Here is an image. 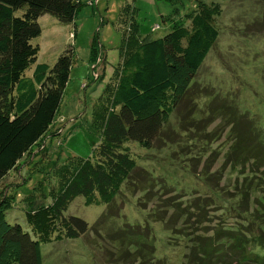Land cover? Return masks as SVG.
Masks as SVG:
<instances>
[{
	"label": "trees",
	"instance_id": "obj_1",
	"mask_svg": "<svg viewBox=\"0 0 264 264\" xmlns=\"http://www.w3.org/2000/svg\"><path fill=\"white\" fill-rule=\"evenodd\" d=\"M163 1L170 4L183 2ZM194 1L193 8L181 16L175 7L163 16L162 20H170L169 29L161 37L152 39L138 33L135 0H125L119 4L117 19L126 31L121 32L117 61L100 95L91 105L90 124L98 133V142L86 158L68 156L51 164L47 171L48 184L55 176L56 187L52 188V184H49L47 203L42 200L41 182L33 184L22 195V201L29 208L23 210L29 228L17 222H7L5 213L11 206L5 209L0 207V255L9 247V252L14 250L13 260L4 264H40V243L87 235L89 226L84 219L63 214L76 196H81L85 205H105L90 231L91 235L113 248L108 251L104 246L106 253L108 251L107 263L164 264L162 259L154 257L153 237L146 223H123L106 230L104 235L101 231L107 218L117 216L113 203L119 194V186L137 168L126 143L134 142L148 149L169 138L163 128L167 117L186 98L193 83V74L217 39L218 30L213 16L218 9L200 0ZM88 2L91 3V0ZM82 5L81 0H0V181L10 171L19 170L22 158L33 147L41 142L40 149L46 153V139L51 140L60 134L59 128L52 133L51 127L69 79L75 52L73 46L67 45L52 64L36 63L31 74L25 75L24 71L35 61L38 51V46L31 44V40L40 33L37 18L49 14L60 23L73 24ZM96 47L95 32L89 41L90 61L97 54ZM194 95L192 93L191 97L195 98L198 94ZM184 108L187 110L186 106ZM182 114L181 110L179 116ZM246 114L242 112L235 117H227L230 120L227 134L231 149L225 154L223 165L239 164L246 159L252 160V166L255 161L261 170L255 186L262 191L263 128L257 123L259 130L249 127ZM46 156L37 158L34 161L37 162L36 168L20 176V180L26 182ZM255 170L247 174L249 178L255 175ZM239 173L244 174L243 171ZM245 178L243 176V180ZM23 180L19 185L25 184ZM147 181L141 176L137 177L140 190L150 183V180ZM251 183L249 179L247 185L238 191L241 202L236 204V208L233 207L234 211L245 213L252 209L246 203L249 197L247 189L252 191ZM135 187L129 190L133 192ZM33 192L42 201L37 206L31 197ZM7 196L10 194H0V206L9 204ZM256 203L261 205L263 212L253 208L249 214L252 220L260 221L259 228L263 229L264 198ZM151 219L170 231L168 238L181 234L169 219L157 214ZM187 240L188 248L182 264H264L262 251L254 250L249 245L251 240H246L230 228H213L206 236H189ZM85 242L90 247H95L97 243L95 240Z\"/></svg>",
	"mask_w": 264,
	"mask_h": 264
},
{
	"label": "rangeland",
	"instance_id": "obj_2",
	"mask_svg": "<svg viewBox=\"0 0 264 264\" xmlns=\"http://www.w3.org/2000/svg\"><path fill=\"white\" fill-rule=\"evenodd\" d=\"M81 1L83 5L73 24L60 23L49 14L40 15L37 18L40 33L31 40L32 45L38 46V51L35 61L24 71L27 76L36 63L52 64L67 45L73 46L75 55L51 127L52 133L59 128L60 134L51 140L46 139L47 156L40 149V142L22 158L19 170L10 171L0 181V194H10L7 196L9 204L0 206L3 209L11 206L6 210L5 220L20 223L24 228H29L23 213L28 205L22 201V195L33 184L41 182L42 200L47 203L49 184L56 187L55 176L48 184L47 171L51 164L68 156L86 158L97 144L98 133L90 124L91 105L100 95L117 61L121 32L126 31L117 19L118 6L125 0ZM200 1L218 9L213 16L217 39L193 74L186 98L167 117L163 128L169 138L148 149L134 142L126 143L137 168L119 186L120 195L115 196L113 203L117 216L107 218L101 231L104 235L106 230L123 223H146L153 237L154 257L162 259L164 264H182L188 237L206 236L218 227L230 228L246 240L248 238L252 242L249 245L264 255V228L260 229V221L252 220L249 214L253 208L263 212L261 205L256 203L264 198V189L261 191L255 186L260 167L255 161L251 166L252 160L246 159L239 164L223 165L224 156L231 149L227 134L230 120L227 117L246 112L249 127L258 129L260 125L264 139V0ZM194 3V0L174 4L163 0H135L138 33L149 39L161 37L170 25V20H162L163 16L172 12L174 7L181 16L191 10ZM95 32L97 54L90 63L89 41ZM93 39L96 41L95 37ZM192 93L198 95L193 98ZM181 110L184 114L179 116ZM42 156L46 157L38 170L31 173L26 182L20 180V176L36 168L37 162L34 161ZM254 170L255 175L249 178L247 174ZM240 171L244 174L241 175ZM138 176L150 180L142 190L137 182ZM243 176H246L244 180ZM249 179L252 191L247 189L246 203L252 209L245 213L234 211L233 207L241 202L238 191L247 185ZM22 180L25 184L19 185ZM134 185L135 190L131 192L129 189ZM32 194L34 205L42 203L36 192ZM104 208L103 203L85 205L81 196L74 197L63 214L84 219L89 226L88 234L40 243V264H109L106 257L113 248L91 235L90 231ZM156 214L169 219L181 234L168 238L170 231L165 230L160 222L151 221ZM1 228L0 223V231ZM86 240H95L96 248L90 247ZM10 248L0 255V264L13 260L14 250L9 252Z\"/></svg>",
	"mask_w": 264,
	"mask_h": 264
},
{
	"label": "crops",
	"instance_id": "obj_3",
	"mask_svg": "<svg viewBox=\"0 0 264 264\" xmlns=\"http://www.w3.org/2000/svg\"><path fill=\"white\" fill-rule=\"evenodd\" d=\"M70 34V33H69ZM92 61H90L91 63ZM102 70H104L103 59H102Z\"/></svg>",
	"mask_w": 264,
	"mask_h": 264
}]
</instances>
